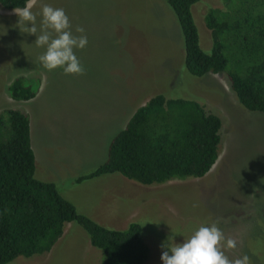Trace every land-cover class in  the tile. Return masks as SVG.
Returning a JSON list of instances; mask_svg holds the SVG:
<instances>
[{
	"label": "rangeland",
	"instance_id": "374dc122",
	"mask_svg": "<svg viewBox=\"0 0 264 264\" xmlns=\"http://www.w3.org/2000/svg\"><path fill=\"white\" fill-rule=\"evenodd\" d=\"M28 4L37 13L43 4L63 8L73 34L80 35L75 32L79 25L88 37L84 49H75L85 74H65L62 68L48 71L38 59L46 47H37L35 35L21 32L15 11L0 7V112L13 110L26 117L34 179L52 183L77 214L102 227L123 230L137 223L148 249L144 264H162V251L167 250L162 243H183L200 226L212 223L226 240L237 241L236 248L227 249L225 240L226 255H247L250 264H264V115L237 103L224 73L195 78L186 72L181 34L164 2L29 0ZM207 9L225 10L219 0H200L191 6L203 52L211 49L203 24ZM41 19L37 17L38 28ZM231 69L228 63L226 71ZM16 78L33 93L28 101L9 97L7 88ZM154 95L196 101L218 117L217 157L208 173L150 186L132 181L115 186L117 174L75 184L77 177L101 165L110 139ZM113 212L116 217L111 218ZM68 224L78 234L67 229L50 251L8 264H90V250L100 259V251L89 245L83 231Z\"/></svg>",
	"mask_w": 264,
	"mask_h": 264
},
{
	"label": "trees",
	"instance_id": "16d2710c",
	"mask_svg": "<svg viewBox=\"0 0 264 264\" xmlns=\"http://www.w3.org/2000/svg\"><path fill=\"white\" fill-rule=\"evenodd\" d=\"M161 1L181 34L186 72L195 78L224 73L237 103L264 115V0H219L224 11L207 9L203 24L209 52L198 46L190 11L200 0ZM28 2L0 0V7L14 11ZM7 91L14 101L33 97L21 78ZM220 126L218 117L196 101L154 95L110 139L101 165L74 183L111 174L142 186L202 178L216 161ZM66 223L81 228L89 245L100 251V264H144L148 259L137 223L123 230L102 227L77 214L52 183L34 179L26 117L13 110L0 112V264L48 252Z\"/></svg>",
	"mask_w": 264,
	"mask_h": 264
},
{
	"label": "clouds",
	"instance_id": "9594fccd",
	"mask_svg": "<svg viewBox=\"0 0 264 264\" xmlns=\"http://www.w3.org/2000/svg\"><path fill=\"white\" fill-rule=\"evenodd\" d=\"M32 7V4H28L14 11L19 16L18 27L21 32L35 35L36 46L46 47V51L38 57L43 67L48 71L62 68L65 74H85V67L75 54V49H84L88 44L85 29L76 26L75 32L80 35H74L71 20L63 8L43 4L37 13L32 11ZM38 16L42 17L39 28ZM171 239L169 237V241ZM225 240L223 231L216 223L202 225L183 243H162L161 248L167 250L162 251L160 259L162 264H250L247 255L237 258L226 255ZM236 246L235 239L227 238V249Z\"/></svg>",
	"mask_w": 264,
	"mask_h": 264
},
{
	"label": "crops",
	"instance_id": "0c3cea01",
	"mask_svg": "<svg viewBox=\"0 0 264 264\" xmlns=\"http://www.w3.org/2000/svg\"><path fill=\"white\" fill-rule=\"evenodd\" d=\"M28 4V3H27ZM111 175H113V174H111ZM118 175V174H117ZM107 176V175H106ZM108 176H110V175H108ZM120 176V175H119ZM127 181L128 180H126V179H124V178H122L121 176H120V178H117V179H115V186H120L121 188H122V186L123 185H130L129 183H127ZM80 184V183H79ZM132 184V183H131ZM114 187V186H113ZM134 187V186H133ZM113 207V206H112ZM120 207V206H119ZM113 209H114V207H113ZM118 215H120V214H118L117 213V216ZM113 217H116V215H115V212H113L112 213V215H111V218H113ZM67 229H71L72 230V234L74 235V234H78V232H77V230H76V228H74L75 229V231L73 232V228H72V226L71 225H69L68 223H66V224H64L63 225V229H62V234H61V236L58 238V240L53 244V246L50 248V250L59 242V241H61V239L63 238V236H64V234H65V232H66V230ZM81 229V228H80ZM84 233V232H83ZM85 234V233H84ZM89 243V242H88ZM49 250V251H50ZM90 255L91 256H89L90 257V260H91V262H90V264H98L99 262L101 263V258L99 259V253L98 252H95V251H93V250H90Z\"/></svg>",
	"mask_w": 264,
	"mask_h": 264
}]
</instances>
